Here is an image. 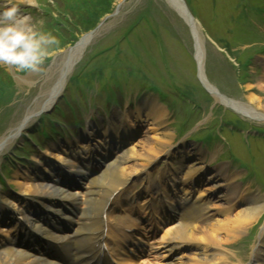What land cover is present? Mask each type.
Returning a JSON list of instances; mask_svg holds the SVG:
<instances>
[{
  "label": "rangeland",
  "instance_id": "obj_1",
  "mask_svg": "<svg viewBox=\"0 0 264 264\" xmlns=\"http://www.w3.org/2000/svg\"><path fill=\"white\" fill-rule=\"evenodd\" d=\"M184 2L202 26L207 77L212 85L228 98L245 104L250 97H257L264 107V0ZM11 3L18 5L21 15L29 17V24L56 35L61 44L45 60L43 72L18 73L0 65V80L9 85L5 88L0 84V141L10 138L29 112L42 110L47 100L44 96L60 77L72 48L99 28L75 58L67 86L50 110L52 113L33 117L22 137L3 148L0 154L2 219L12 217L11 208L7 211L1 201L2 193H25L16 184L19 171L40 172L38 166L46 160L55 165L58 155L55 149L70 146L72 150H80V137L86 134L92 133L96 144L110 128L117 131L123 128V113L135 112L142 102L162 108L166 113L165 124L151 129L149 123L141 121L130 146L139 152L149 142L159 139L164 129L169 130L172 140L161 153L154 155L156 160L151 164L159 166L147 178L142 172L145 164H139V170L129 176L130 188L157 180L155 172L163 163V153L173 148L192 161L203 157L200 186L214 187L206 205L211 207L207 224L218 220L220 212L228 207H231L229 215L239 209L233 202L226 206L230 191L233 194L232 190L236 189L237 194L244 196L264 195V121L242 117L218 103L203 87L198 79L190 27L167 0H34L33 4L11 0ZM7 6L10 0H0V8ZM144 42L150 44V51L143 47ZM110 89L116 93L115 103L107 101L110 95L104 94ZM90 99H94L96 108L88 114L84 110L85 123L75 125V116L79 119L78 114L83 111L77 112V107L86 108ZM58 107L65 115L60 116L61 122L68 123L76 134L70 139L60 134L54 135L53 140L49 134L44 137L43 133L52 130L51 126L57 122L54 115L60 113ZM30 139L37 141V148L30 145ZM151 166L147 165L146 170ZM262 215L258 222L245 226L246 231L237 241L226 246L230 259L236 263H249L254 249L264 247V237L258 242V233L264 225ZM193 255L192 250L184 249L177 261L188 264Z\"/></svg>",
  "mask_w": 264,
  "mask_h": 264
},
{
  "label": "bare ground",
  "instance_id": "obj_2",
  "mask_svg": "<svg viewBox=\"0 0 264 264\" xmlns=\"http://www.w3.org/2000/svg\"><path fill=\"white\" fill-rule=\"evenodd\" d=\"M169 1L172 5H174L175 8L173 6L172 7L176 12H179L181 16H185L183 15L184 5H182L178 0ZM191 26V34L195 41L194 57L197 60L198 67L200 68V78L205 84L206 89L209 90L217 102L238 111L242 117L247 116L248 118L254 120L264 121V107L262 106V102L259 98L250 97L249 102L245 104L237 99L232 100L228 98L225 94L223 95L221 93L220 89H218L215 85H212L207 77L204 47L205 37L202 36V27L196 21H193ZM82 46L83 45L76 46L70 51V58L62 66L59 74L60 77L56 80L53 88L44 96L47 100L41 107L42 110L40 112H37L38 110L29 112L25 121H23L17 129L12 131L10 138H2L0 141V154L5 146L13 144L16 139L22 137L24 129L28 124H30L33 117L40 115L43 110L46 111L52 109L53 104L59 98V95L64 91L68 82V72H71L74 64L73 62L81 53L80 50ZM143 47L148 49V51L151 50L148 42H144ZM0 84L4 85L5 88L9 86L6 82H3L2 79L0 80ZM148 103L149 102H142L135 112H124L123 117L125 126L122 133L120 134L117 130L110 129L108 132L110 136L107 137L105 135V139L98 143L96 146V152L94 153L96 156H98V151L106 155L105 152L112 150L109 159L102 162L98 168L96 165L97 162H100V160L94 164H88L87 166H78V163L84 162L86 164L88 161L85 156L87 155L86 151L88 152L90 145H88V147L86 145H82L80 148L81 150L77 153L74 151L66 152L68 149L65 148L64 150L55 149L58 154L56 156V160H58L59 163L64 164L66 169L68 168L73 170L70 172H77L80 173L81 176L87 177V175H89L92 171H95V169H100L98 173L89 177L90 183L93 186L90 191L88 190L86 192L87 197L83 198V200H80L78 195H74L70 192L71 186L66 187L69 188L68 191L59 186V184L55 186V182L51 180L52 178H49L48 176L43 177L41 174L38 175L40 173L39 171L35 174H33L30 170L18 173L16 184L23 189L25 192L24 194H27L28 196L38 194L40 196L39 204L45 208H41V210L33 208V204L30 202L31 200H28L31 196L27 197V199H23L6 192L4 194L2 193L1 198L4 202L3 204H8V206H11L12 208V210H10L8 206L5 207L7 211L10 210L9 212L12 213L10 216H12L13 220H15L14 222L20 221V225L23 226V229H29L35 233L42 232L44 235L48 236V238L56 240L59 243L64 242L66 239L67 245L72 247L69 251V255L72 256L74 252L73 247L76 245H78V248L81 247V243L84 240L79 242L75 240L73 236H67L65 238L61 234L57 235L51 233L47 227L39 224V221H41L39 217H47V220L48 218L53 220L57 215H59L57 221L62 218L69 219L72 213L67 211L64 213L62 211V208L67 207L64 203L69 205L72 202L77 208L80 204H82L87 206V210L83 211V208H81L79 214H73L79 215L81 221L83 222V226L81 228L77 227L75 234L81 235L82 232L90 230V227L93 224V221L90 220V218L98 215L101 207L106 202V198L109 197L112 192L118 191L117 189H120L121 186H126L129 181V176L133 172L139 170V164H149L154 158V155L161 153L164 145H166V143L168 144V142L172 140V135L169 133V130L164 129L159 139L157 138V140L151 143L149 142L145 145L146 148L139 152L134 151L135 146L131 145L130 148H123L122 145H120L121 143L124 144L127 140L126 134L133 133L132 135H134V129H138L141 121L145 120L147 124L149 123L150 128L153 127L151 129L161 128L164 126L166 120V113L164 110L162 108L160 109L157 104ZM92 136V134H89L87 138ZM111 139L112 142L114 139L117 148L115 146L113 148L108 147ZM78 144L81 145L83 143L79 142ZM118 145L121 147L120 150H118ZM89 150L90 152L93 150L95 151V147L94 149L90 148ZM165 157H169V153H165ZM180 157V161H178L179 167L174 168L172 175L175 174L179 180H182L181 184L184 185V189L186 190H183L182 194H179L182 200H178V202L184 201L187 198L186 196L190 192L188 191V188H190V185H192L193 182L195 183L196 180L201 182V178L199 179V177L203 175L202 170L204 168L201 164L203 160L202 156L200 159L196 158L194 162L188 161V156L186 154L181 155ZM102 160H104L103 157ZM50 164L51 163L46 160L45 164L41 163L39 166L43 168V170H46ZM197 188V199H200L201 197H204V195H207L214 187L211 188L210 185H207L205 188L204 186ZM232 191H234V195L231 191L227 194L228 201L226 206H230L232 202L233 205L236 204L235 206H239V209L234 215H229L231 207H228V210L220 212L218 220L207 224V218L206 216H203V213L207 211V207H204L203 203L201 205L193 206L187 212H181L177 215V222L175 224H169L168 226H170V228H168L159 239L161 241L166 239L163 250L166 253V256H170V261L164 264H181L175 260L176 254L181 248H189L194 253L193 258L188 264H240L236 263L233 259H230L226 246H230L231 243L237 241L240 234L246 231L245 226L258 222L262 218V214L264 213V195L259 193L253 196H244L241 193L237 194L236 191L238 190L236 189ZM47 197L52 199H48ZM184 202H182L181 205L184 204ZM171 203L172 201L167 199H165V201L157 199L154 200L152 206L155 210L154 215H156L158 223L159 220H162V217L167 219V216H165V207H170ZM17 204H20L21 206L18 210L16 208V206H18ZM209 208L211 207L209 206ZM28 209H30V212ZM3 214L4 212H1L0 210V223H2V226L3 224L5 225L6 223H9L6 222L7 220H11L9 217L2 219L1 217ZM78 222L79 221H77V223ZM1 230L2 228L0 226V231ZM18 242H21V240H18L17 243ZM17 243H14L13 247H10L7 242L6 244H2L0 246V264H49L41 257H37L36 254L32 253L30 250L27 251L21 247V243ZM29 243L32 242L29 241ZM29 243L25 247L28 248V246L31 245ZM252 258L253 264H264V249H254Z\"/></svg>",
  "mask_w": 264,
  "mask_h": 264
},
{
  "label": "clouds",
  "instance_id": "obj_3",
  "mask_svg": "<svg viewBox=\"0 0 264 264\" xmlns=\"http://www.w3.org/2000/svg\"><path fill=\"white\" fill-rule=\"evenodd\" d=\"M33 4L34 0H23ZM16 3L0 8V65L17 72H43L45 60L54 55L61 41L51 32H42L28 23Z\"/></svg>",
  "mask_w": 264,
  "mask_h": 264
},
{
  "label": "water",
  "instance_id": "obj_4",
  "mask_svg": "<svg viewBox=\"0 0 264 264\" xmlns=\"http://www.w3.org/2000/svg\"><path fill=\"white\" fill-rule=\"evenodd\" d=\"M168 1V3L170 4V5H172V3L169 1V0H167ZM182 5H184V14L183 15H185V16H181L180 15V13H179V15L183 18V20L185 21V23L187 24V26H189V27H192L191 25L193 24V21H196V22H198L197 20H196V18L194 17V15H192V13L190 12V9L188 8V6L185 4V2H184V0H178ZM173 7H174V5H172ZM175 8V7H174ZM198 24H199V22H198ZM200 25V24H199ZM99 28V27H98ZM97 28V29H98ZM97 29H95V31H93V33H95V32H97ZM93 33H91V34H88V35H85L80 41H79V43L77 44V46H79V45H83L84 43H86V42H88V39L93 35ZM203 85H204V87L206 88V86H205V84L203 83Z\"/></svg>",
  "mask_w": 264,
  "mask_h": 264
}]
</instances>
